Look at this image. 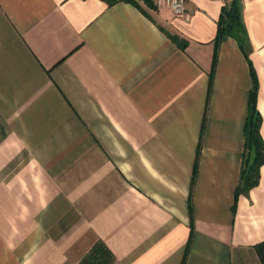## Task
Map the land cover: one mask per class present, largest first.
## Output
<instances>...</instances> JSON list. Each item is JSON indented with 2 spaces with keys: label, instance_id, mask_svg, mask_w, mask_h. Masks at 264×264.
I'll return each mask as SVG.
<instances>
[{
  "label": "crops",
  "instance_id": "0c3cea01",
  "mask_svg": "<svg viewBox=\"0 0 264 264\" xmlns=\"http://www.w3.org/2000/svg\"><path fill=\"white\" fill-rule=\"evenodd\" d=\"M135 1L0 0V264H264V0Z\"/></svg>",
  "mask_w": 264,
  "mask_h": 264
},
{
  "label": "trees",
  "instance_id": "16d2710c",
  "mask_svg": "<svg viewBox=\"0 0 264 264\" xmlns=\"http://www.w3.org/2000/svg\"><path fill=\"white\" fill-rule=\"evenodd\" d=\"M110 5L121 0H104ZM135 5H138L135 0H128ZM242 29V21L240 15V9L236 1L233 0L231 4L224 5L223 13L220 20V29L216 39V48L218 49L222 40V37L226 32L235 31L240 32ZM169 38L181 49L186 50L188 47V42L184 38L168 33ZM243 39L240 37V44L243 47ZM218 51V50H217ZM217 63V55L214 60V67L212 73L210 74L209 83V98L211 96L214 78H215V66ZM253 85L250 91L249 97V119H248V150H249V160L243 172V185L244 191H249L254 188L260 178V169L264 165V146L262 144L260 128L262 123V118L257 109L258 93L260 83L257 74H252ZM239 194V190H238ZM260 257L264 263V243L257 246Z\"/></svg>",
  "mask_w": 264,
  "mask_h": 264
},
{
  "label": "built area",
  "instance_id": "2783aa9c",
  "mask_svg": "<svg viewBox=\"0 0 264 264\" xmlns=\"http://www.w3.org/2000/svg\"><path fill=\"white\" fill-rule=\"evenodd\" d=\"M224 5H228L230 0H221ZM158 8L171 10L178 18L190 21L192 13L187 8V0H155Z\"/></svg>",
  "mask_w": 264,
  "mask_h": 264
}]
</instances>
